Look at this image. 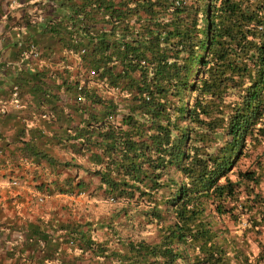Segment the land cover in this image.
Listing matches in <instances>:
<instances>
[{
  "label": "trees",
  "instance_id": "1",
  "mask_svg": "<svg viewBox=\"0 0 264 264\" xmlns=\"http://www.w3.org/2000/svg\"><path fill=\"white\" fill-rule=\"evenodd\" d=\"M34 6L40 39L78 66L55 71L65 99L56 91L38 106L43 124L67 126L38 127L31 137L65 143L88 163L56 162L29 141L21 153L91 174L118 219L154 236L124 238L110 224L115 242L95 241L90 226L72 221L59 226L67 248L56 253L54 243L45 256L58 264H264V0ZM74 182L86 186L73 176L55 186L71 192ZM47 231L27 227L41 240Z\"/></svg>",
  "mask_w": 264,
  "mask_h": 264
},
{
  "label": "crops",
  "instance_id": "2",
  "mask_svg": "<svg viewBox=\"0 0 264 264\" xmlns=\"http://www.w3.org/2000/svg\"><path fill=\"white\" fill-rule=\"evenodd\" d=\"M40 1L45 0H0V264L55 263L45 254L52 252L54 243H58L56 253L67 248L59 237L61 235H58L60 225L54 227L56 215L53 217V213L46 219L43 216L47 214L41 212L39 215L33 198L40 187L48 189L50 181H63L72 173L79 180L82 174H86L75 167L66 168L58 163L54 167L45 160L36 161L21 153L23 141H29L36 147L40 145L47 151L57 146L47 140L39 144L31 137L32 131L38 127L48 132L51 129L62 131L67 126L65 122L43 124L45 120L42 118L46 117L40 115L39 101L43 98L53 101L56 91L61 95V101L64 100L63 87L58 90L57 86L61 78H55V71L71 67L77 71L78 66L77 59L65 51L59 52L69 59L59 60L58 45L47 36L42 37L44 40L38 36L36 26H33L36 20L34 4ZM38 71L45 76L37 78L35 73ZM42 89L45 94L40 93ZM15 103H18L16 107ZM71 116L74 117L71 125H76L77 117ZM62 145H66V151L53 158L56 162L68 160L87 165L86 156L75 155L67 144ZM89 176L92 177L91 174ZM14 181L16 184H13ZM59 190L58 187L52 188L50 192L53 191L55 196L71 194ZM28 224H39L40 227L50 225L56 230H51L52 236L47 240L31 238L27 234ZM9 231L12 232L8 239L5 233Z\"/></svg>",
  "mask_w": 264,
  "mask_h": 264
},
{
  "label": "rangeland",
  "instance_id": "3",
  "mask_svg": "<svg viewBox=\"0 0 264 264\" xmlns=\"http://www.w3.org/2000/svg\"><path fill=\"white\" fill-rule=\"evenodd\" d=\"M70 70L71 73L76 72V69L73 67H71ZM97 87L100 92H103L104 94L106 93L102 90V85L98 84ZM262 148H264V146L260 149ZM62 151H66V149L62 146H54L48 149V152L52 157H59V154H61ZM71 176H73V173L71 174ZM76 177L77 175L74 176L75 180H77ZM81 180H83L84 184L86 185L84 189L78 191L74 182L71 194H65L64 196H55V193H52L53 191L50 192L52 188L55 189L58 185L62 187L64 180H58L57 182L52 183L50 181V187H48V189H46L45 187L44 189L43 187H40L38 194L33 198V205L35 210H37V213L39 215L41 214V212L47 214V216H43L44 219L52 216L51 213H53V217H55L56 215V222H54V227H57L58 225H60L61 227V224L65 223L66 221H76L80 222L81 224H85V230L90 226L89 229H92L91 236L95 241H103L108 237L112 242H115V236L111 233L110 228H108L110 224L114 226L118 235L124 238H144L146 240H152L154 238L150 228H143L137 225L131 226L128 222L120 220L115 216L117 204L102 198V196L100 195V190L97 187V180L95 178L89 176V174L86 173L85 175L82 174ZM55 183L57 186H55ZM39 184L40 181H38L37 185ZM261 185L262 188H264V183H262ZM37 221H39V219H37ZM42 222H44V220H42ZM39 223L42 224L40 221ZM53 228L52 226H46V229L48 230L47 232H49V234H51V230H56ZM21 231L25 232L24 229H21ZM11 232L12 231L5 233V235L8 236V239L10 238ZM107 232H109V234H107ZM61 234L62 232L61 230H59L58 235ZM12 236L14 235L12 234ZM247 236V238L250 237V235ZM259 239L264 242V228L262 229V233L259 235ZM114 246H116V243L114 244ZM74 248L75 247L73 246L71 247V253H76ZM247 249H250L253 252H256L258 250L256 244L251 241L249 242Z\"/></svg>",
  "mask_w": 264,
  "mask_h": 264
},
{
  "label": "built area",
  "instance_id": "4",
  "mask_svg": "<svg viewBox=\"0 0 264 264\" xmlns=\"http://www.w3.org/2000/svg\"><path fill=\"white\" fill-rule=\"evenodd\" d=\"M79 99H80V98H79ZM15 102H17V101H15ZM17 104H18V103H15V107L17 106ZM13 183L15 184L16 182L14 181Z\"/></svg>",
  "mask_w": 264,
  "mask_h": 264
}]
</instances>
